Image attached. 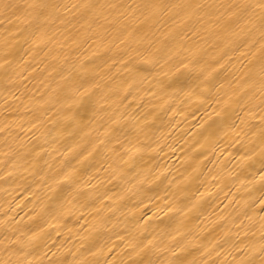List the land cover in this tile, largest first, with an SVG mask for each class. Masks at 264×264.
<instances>
[{
    "label": "bare ground",
    "instance_id": "1",
    "mask_svg": "<svg viewBox=\"0 0 264 264\" xmlns=\"http://www.w3.org/2000/svg\"><path fill=\"white\" fill-rule=\"evenodd\" d=\"M261 2L0 0V264H264Z\"/></svg>",
    "mask_w": 264,
    "mask_h": 264
},
{
    "label": "snow or ice",
    "instance_id": "2",
    "mask_svg": "<svg viewBox=\"0 0 264 264\" xmlns=\"http://www.w3.org/2000/svg\"><path fill=\"white\" fill-rule=\"evenodd\" d=\"M15 7H17V6L7 4V3L3 5V8L5 10L10 9V8H15ZM153 7H160V6L157 5V6H153ZM258 7L262 10V19H264V0H262V2L258 5Z\"/></svg>",
    "mask_w": 264,
    "mask_h": 264
}]
</instances>
